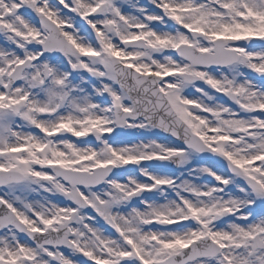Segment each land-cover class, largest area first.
I'll return each instance as SVG.
<instances>
[{"label": "snow or ice", "instance_id": "6c2138e0", "mask_svg": "<svg viewBox=\"0 0 264 264\" xmlns=\"http://www.w3.org/2000/svg\"><path fill=\"white\" fill-rule=\"evenodd\" d=\"M0 264H264V0H0Z\"/></svg>", "mask_w": 264, "mask_h": 264}, {"label": "rangeland", "instance_id": "374dc122", "mask_svg": "<svg viewBox=\"0 0 264 264\" xmlns=\"http://www.w3.org/2000/svg\"><path fill=\"white\" fill-rule=\"evenodd\" d=\"M144 0H140V3H143ZM0 43H3V38L0 37Z\"/></svg>", "mask_w": 264, "mask_h": 264}]
</instances>
